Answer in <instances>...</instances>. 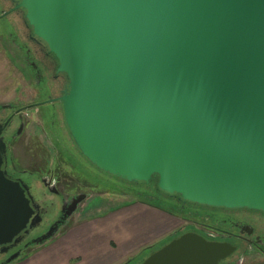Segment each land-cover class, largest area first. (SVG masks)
Masks as SVG:
<instances>
[{"label": "water", "instance_id": "1", "mask_svg": "<svg viewBox=\"0 0 264 264\" xmlns=\"http://www.w3.org/2000/svg\"><path fill=\"white\" fill-rule=\"evenodd\" d=\"M17 1L68 79L57 101L93 167L133 185L157 178L183 204L264 213V0ZM6 152L0 127L2 254L36 226ZM236 251L188 232L138 264H224Z\"/></svg>", "mask_w": 264, "mask_h": 264}, {"label": "flooded vegetation", "instance_id": "2", "mask_svg": "<svg viewBox=\"0 0 264 264\" xmlns=\"http://www.w3.org/2000/svg\"><path fill=\"white\" fill-rule=\"evenodd\" d=\"M19 3L17 0H0V21L4 23L0 29L1 46L5 50L11 46L16 51L15 58L23 65L25 81L34 80L36 83L37 101L19 106H0L1 139L7 147L3 168L9 179L28 189L35 209L33 218H36V226L20 235L21 242L17 247H12L13 244L6 246L10 249L8 253L2 254L0 248V264L18 252L21 257L29 248L36 246V240L51 230L53 237L44 244L53 240L72 218L67 214L73 199L86 195L87 200L90 196L77 189L82 188V171L97 173V169L76 148L65 124L62 104L57 101L67 91L68 79L65 74L58 73V60L47 45L34 36L26 12L18 8ZM28 112H33L37 119L30 120ZM31 124L34 134L27 131ZM21 141L23 144L19 149L27 161L44 160L46 169L35 166L31 170L20 166L15 151ZM106 182L109 184V179ZM83 203L79 204L77 212ZM174 203L179 204L184 217L194 215V219L189 220L192 222L186 227V233L195 232L208 241L229 243L237 248L224 264H244L250 255L264 263V213L249 210L221 212L192 207L178 199ZM201 218L207 221H200Z\"/></svg>", "mask_w": 264, "mask_h": 264}, {"label": "rangeland", "instance_id": "3", "mask_svg": "<svg viewBox=\"0 0 264 264\" xmlns=\"http://www.w3.org/2000/svg\"><path fill=\"white\" fill-rule=\"evenodd\" d=\"M3 24V21H0V29L4 27ZM1 35L4 37V34ZM1 42L0 37V106H19L36 102L35 81H25L22 73L23 65L15 58L17 57L16 51L11 46L5 50L1 46ZM27 114L30 120L37 119L33 112H28ZM34 130L33 124H31L27 130L28 134L34 132ZM22 144L23 141L18 144L17 151H15L20 166L26 169L31 168V170L35 166L46 169L47 163H44V160H39L34 163L27 161L21 149H19ZM35 150H37V148H35ZM95 171L97 172V170ZM81 176L83 177H81L83 183L82 188H77L78 192H83L84 194L88 193L90 196L87 200L83 201L84 203L79 208L80 210L76 212L72 218L70 217L71 219L67 226L59 232L53 240L47 244L36 245L29 248L19 259L11 264H92L91 258H95L98 253L102 252L107 253L109 256L113 255L114 258H120L119 260H121V257L124 258L126 255V249L129 250L128 258L120 264H124V262H128L132 258H137L141 252L142 255L138 260L144 259L143 256H148L147 254L149 253L143 252V250L149 246L142 245L139 241L135 242L125 228L127 226L134 228V225L136 227L138 224L140 226H146L150 223L162 225L163 227V224H166L165 216L160 218V214H155L156 216H154L152 212L146 210L148 208L145 206L150 205L143 200V193L130 192L125 188L114 191L111 189L112 186L110 185H115L118 182L113 179L109 180V184H107L109 185V189H107L102 185L104 184L103 182L98 181H104L106 184V178L93 174L89 172V170L82 171ZM84 178L87 180L85 181L86 183H84ZM152 199H155V197L152 196ZM139 203L145 206H140L138 205ZM151 207L162 210L158 206ZM212 210L225 211L220 209ZM162 211L168 213L164 209ZM111 212L114 213L110 214ZM107 213H109V216L99 221L109 226V230L114 229V231L109 236L113 241H109V250L105 252V246L95 245L97 240L100 239V236L105 234V231H95L93 223L98 222L96 218L102 217ZM219 214L222 215V213ZM175 217L178 218L179 221V226L175 229V232L188 229L186 227L191 225L192 222H189V220L194 219V215H189L190 218L184 217V215L179 217L175 215ZM204 220V218L200 219V221ZM164 238L163 240L161 238L157 240L166 241L167 237ZM89 242L92 243L93 247H91L90 244H86ZM96 247L98 249H96ZM61 253L62 255L59 256ZM255 262L264 264L262 259L254 260L253 255H250L244 264H252Z\"/></svg>", "mask_w": 264, "mask_h": 264}, {"label": "crops", "instance_id": "4", "mask_svg": "<svg viewBox=\"0 0 264 264\" xmlns=\"http://www.w3.org/2000/svg\"><path fill=\"white\" fill-rule=\"evenodd\" d=\"M138 205L145 206V205L140 204V203ZM145 207H147L148 209H146V210L152 212V214L154 216H156L155 214H160L159 215L160 218H163V216H165L166 224H163V227H162V225H154L153 223H150L149 225H146V226H140L138 224L136 227L134 225V228L127 226L125 228V230L128 233H130V235L133 237L135 242L139 241V242L142 243V245H147L149 247H152V246L162 242L161 240L158 241L157 239L161 238L163 240L164 237L165 238L167 237L166 238V240H167L172 234H174L175 229L179 226V221H178V218H176L174 215L166 213L165 211H162V210H159V209H155L154 207H151V206H145ZM117 210H115V211H117ZM114 212H111L110 214H112ZM157 212H159V213H157ZM108 214L109 213H107L106 215H104L102 217L96 218V220L98 222L93 223L95 231L96 230L97 231L98 230H100V231L104 230L105 231L104 232L105 234L101 235L100 239L97 240V242L95 243L96 246L97 245L105 246L104 247L105 248V252H107V250H109V241L111 242V240H112L111 238H109V236L114 231V229L113 230H109V226L104 225V223H102L99 220L109 216ZM81 243H82V241H81ZM153 243H156V244H153ZM86 244H90L91 247H93L91 242L86 243ZM147 248H145V249H147ZM96 249H98V248L96 247ZM128 253H129V250L126 249L125 257L124 258L121 257L122 259L119 260L120 258H116V257L114 258L113 255L109 256L107 253H103L102 252V253H98L95 258H91V260H92V264H120L122 261H126V259L128 258ZM141 253H140V255H141ZM60 255H62V253L59 254V256ZM125 263H127V262H124V264Z\"/></svg>", "mask_w": 264, "mask_h": 264}, {"label": "trees", "instance_id": "5", "mask_svg": "<svg viewBox=\"0 0 264 264\" xmlns=\"http://www.w3.org/2000/svg\"><path fill=\"white\" fill-rule=\"evenodd\" d=\"M101 173V174H100ZM96 175L98 176H103V178H106L109 179V180H115L116 182H118L117 184L115 185H110L112 186V190L114 191H117V190H120V189H126L128 191H132V192H135V193H143V200L145 202H147V204H149L150 206H155V207H159L161 208L162 210H166L168 213L172 214V215H177L178 217L181 216V207L179 206V204L177 203H174L176 202V199H178L180 201V198L179 196H174V197H170L162 192H160L158 190V179L157 178H154L152 180V182L150 183V185H145V184H140V185H133V184H128V183H125V182H122L118 179H115L111 176H108L106 174H103L102 172L98 171L97 170V173ZM99 178V177H98ZM99 182H103L104 184H102L105 188L109 189V185L105 184L104 181H100L98 180ZM107 183V182H106ZM156 193V194H155ZM139 195V194H138ZM152 196L155 197V199H152ZM189 205V204H188ZM189 206H192L194 207V205H189ZM185 231L187 230H180L178 232H175L174 234H172L166 241H162L152 247H148L147 249H144L143 252H152L154 250H157L159 248H161L163 245H165L166 243L170 242L172 239L174 238H177L179 236H181L182 234L186 233ZM142 255V253H141ZM141 255H139L137 258L135 259H131L129 260L127 263L125 264H138L141 262V260H138ZM148 255V254H147ZM146 257V256H145ZM143 256V258H145Z\"/></svg>", "mask_w": 264, "mask_h": 264}]
</instances>
